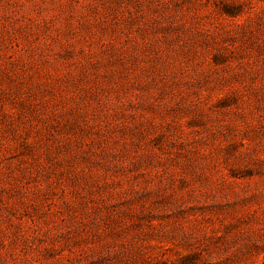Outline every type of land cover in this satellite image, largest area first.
<instances>
[{"label": "rangeland", "instance_id": "1", "mask_svg": "<svg viewBox=\"0 0 264 264\" xmlns=\"http://www.w3.org/2000/svg\"><path fill=\"white\" fill-rule=\"evenodd\" d=\"M0 264H264V0H0Z\"/></svg>", "mask_w": 264, "mask_h": 264}]
</instances>
